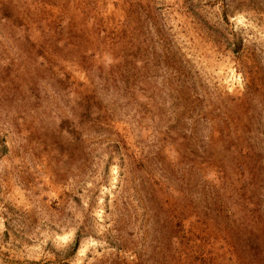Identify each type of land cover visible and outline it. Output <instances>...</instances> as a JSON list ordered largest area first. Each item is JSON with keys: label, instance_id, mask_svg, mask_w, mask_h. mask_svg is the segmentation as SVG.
<instances>
[{"label": "rangeland", "instance_id": "obj_1", "mask_svg": "<svg viewBox=\"0 0 264 264\" xmlns=\"http://www.w3.org/2000/svg\"><path fill=\"white\" fill-rule=\"evenodd\" d=\"M0 264H264V0H0Z\"/></svg>", "mask_w": 264, "mask_h": 264}]
</instances>
